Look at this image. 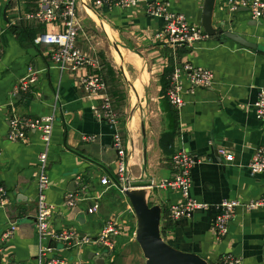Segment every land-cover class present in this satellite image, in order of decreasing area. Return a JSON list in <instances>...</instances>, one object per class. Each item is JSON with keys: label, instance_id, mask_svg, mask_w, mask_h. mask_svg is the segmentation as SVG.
Returning a JSON list of instances; mask_svg holds the SVG:
<instances>
[{"label": "crops", "instance_id": "0c3cea01", "mask_svg": "<svg viewBox=\"0 0 264 264\" xmlns=\"http://www.w3.org/2000/svg\"><path fill=\"white\" fill-rule=\"evenodd\" d=\"M117 1L107 0L110 4L99 8L97 15L92 9L95 0L79 1L82 27L78 47L100 67L70 72L55 66L50 59L51 48L36 42L39 35L59 28L26 19L37 9L39 0H0V187L9 192V202L0 206V236L16 222L14 235L4 243L0 264H38L41 243L33 217L37 213L38 155L43 144L38 132H31L23 142L8 138L13 112L30 119L56 115L49 152L51 184L46 192L48 200L57 207L52 228L56 232L74 230L81 240L70 246L57 245L52 254L68 264H145L133 236L135 220L127 197L115 185L101 183L103 176L113 177L116 172V129L96 119L92 107L99 101L80 85L83 76L99 72L111 95L110 69L115 68L111 60L116 63V58L109 46L118 48L126 65L125 79H130L136 96L133 100L141 102L143 98L145 104L153 101L155 105L152 116L141 121L139 141L132 131L134 124L122 132L131 174L142 176L143 181L152 178L158 182L172 175L171 155L165 154L158 143L161 134L172 127L167 103L160 94L164 69L178 62L212 72L210 88L191 92L185 85L184 106L177 113L172 147L173 152L181 148L204 158L190 170L191 195L208 207L167 227V208L179 200V194L153 187L148 200L162 208V235L174 247L197 253L210 264L225 255L239 257V264H264V207H237L228 222V232L221 239L214 238L210 230L217 203L232 198L247 202L264 195V175L250 173L247 167L254 149L264 144V120L256 118L252 107L264 88V53L223 38L173 48L155 38L161 21L144 13L146 2L152 0H139L129 8L115 6ZM158 1L169 4L189 23L201 27L204 0ZM228 1L216 0L213 26L264 48V18L252 20L247 8L231 12ZM30 66L38 81L30 93L24 94L18 90ZM84 136L96 139L88 141ZM219 148L226 149L233 159L226 161L218 153ZM73 190L81 191L80 201L77 206L68 207L65 197ZM93 204H98V211L89 213ZM110 220L117 221L121 233L115 250L108 254L105 247L86 240H95Z\"/></svg>", "mask_w": 264, "mask_h": 264}, {"label": "built area", "instance_id": "2783aa9c", "mask_svg": "<svg viewBox=\"0 0 264 264\" xmlns=\"http://www.w3.org/2000/svg\"><path fill=\"white\" fill-rule=\"evenodd\" d=\"M80 0H39L37 9L26 15L27 20H34L41 24L55 25L59 31L41 34L37 37L38 44H45L51 48L50 59L61 71L76 72L80 68L92 67L99 69L96 60L86 56L78 47V36L82 27V18L79 15L78 4ZM139 0H118L115 6L120 8L134 7ZM110 3L107 0H95L93 12L97 15L99 8ZM227 7L231 12L241 8H247L250 18L258 21L264 18V0H229ZM144 13L161 21V27L155 38L165 45L173 48H184L200 43L207 37L201 27L188 22L183 14L173 11L169 4L158 0L148 1L145 4ZM3 50L0 45V58ZM38 81L37 73L30 66L25 78L20 82L19 92L27 94ZM168 87L165 93L168 104L179 113L184 106L183 95L185 85L193 92L196 88H210L213 82V74L210 70L186 63H175L173 71L168 79ZM80 85L89 96L97 98L99 103L92 107V112L97 120L106 121L116 132L113 136V145L117 151L116 172L113 177L105 175L101 178L103 185L113 184L124 193L130 183L143 180L142 176L133 177L130 170L127 144L122 137V130L118 116L113 109L112 96L108 92L105 79L99 72L86 74L80 79ZM254 114L258 120H264V88L258 92L256 101L252 104ZM56 115L38 117L35 119L23 118L13 112L8 138L11 141H27L31 132L40 134L43 149L38 155L37 178V213L36 229L40 243L38 264H68L61 257L52 254L57 245H74L80 242L79 234L74 230L56 232L52 228L53 215L57 209L54 203L47 198V190L50 188L49 152L52 143ZM85 140L93 141L95 136H84ZM218 153L223 155L226 161H231L233 155L226 149L219 148ZM172 175L154 182L148 179L152 187L162 190L174 191L179 194V200L167 208V221L173 224L182 217H188L195 210H203L207 203L197 201L191 195L190 170L193 165L204 161V158L194 157L185 150H175L170 158ZM250 173L264 175V144L254 149L252 157L247 165ZM84 190V188H82ZM125 194V193H124ZM81 191L73 190L66 194L64 204L75 207L80 201ZM9 202V192L5 187H0V206ZM239 206L246 210L264 207V195L247 202L239 199H225L216 204L217 213L211 223V233L214 238L221 239L228 232V222L232 219L235 209ZM129 209L132 211L131 207ZM89 213L98 211V204L88 208ZM16 230V222L3 231L0 236V255L6 240L10 239ZM121 230L117 221L110 220L101 229L95 240L87 239L86 242H95L111 253L116 248V238ZM134 236V232H133ZM53 243V244H52ZM240 258L225 255L216 264H239ZM72 264H85L77 261Z\"/></svg>", "mask_w": 264, "mask_h": 264}, {"label": "water", "instance_id": "95a60500", "mask_svg": "<svg viewBox=\"0 0 264 264\" xmlns=\"http://www.w3.org/2000/svg\"><path fill=\"white\" fill-rule=\"evenodd\" d=\"M215 4L216 0H204L201 18L204 34L218 41L223 38L245 49L264 53L263 47L239 34L217 30L213 26ZM115 49L120 54L118 48ZM152 188L148 180H139L130 183L124 192L134 215V239L142 252L145 264H210L201 255L182 251L164 239L161 224L162 208L157 204H151L148 200ZM33 218L36 220V217Z\"/></svg>", "mask_w": 264, "mask_h": 264}, {"label": "rangeland", "instance_id": "374dc122", "mask_svg": "<svg viewBox=\"0 0 264 264\" xmlns=\"http://www.w3.org/2000/svg\"><path fill=\"white\" fill-rule=\"evenodd\" d=\"M109 47H111L112 54L116 58V63L111 60V64L113 63L115 68L111 67L113 74H110L112 81H110V91L111 95H113V109L118 116L122 132L126 133L127 130H130L129 128L132 127V124H134V129L132 131L136 140L139 141L141 139V121H146L147 118L152 116L153 111L155 112V110H153L155 105H152L153 101H151L149 105L148 103L145 104L142 98L143 95H141V102L137 99L133 100L135 93L131 89L130 79H125V76L128 74L126 73L128 71H126V65L124 64L123 59H120V56H117L119 55L117 51L113 49L112 46ZM135 85L138 86L137 84ZM148 96L150 100L152 94H149Z\"/></svg>", "mask_w": 264, "mask_h": 264}, {"label": "trees", "instance_id": "16d2710c", "mask_svg": "<svg viewBox=\"0 0 264 264\" xmlns=\"http://www.w3.org/2000/svg\"><path fill=\"white\" fill-rule=\"evenodd\" d=\"M173 71V66L167 67L164 69L161 77H160V84H161V96L163 97L164 101L167 103V114L168 117L171 119L172 127L170 131H167L163 134H161L159 138V147L165 154L172 155L173 153V143H174V137L177 134V112L168 104L167 99L165 97V93L168 87V79L170 74ZM110 74H113V71L110 69ZM170 225V223L167 224V227Z\"/></svg>", "mask_w": 264, "mask_h": 264}, {"label": "bare ground", "instance_id": "6f19581e", "mask_svg": "<svg viewBox=\"0 0 264 264\" xmlns=\"http://www.w3.org/2000/svg\"><path fill=\"white\" fill-rule=\"evenodd\" d=\"M118 53V52H117ZM117 56H119V55H117ZM115 57V56H114ZM132 60V59H131ZM123 68V67H122ZM144 74V73H143ZM128 77V76H127ZM141 80V79H140ZM143 81V80H142ZM135 100H136V98H135Z\"/></svg>", "mask_w": 264, "mask_h": 264}]
</instances>
